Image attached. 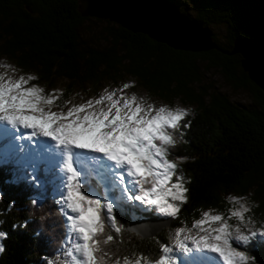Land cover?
Wrapping results in <instances>:
<instances>
[{
    "label": "trees",
    "instance_id": "1",
    "mask_svg": "<svg viewBox=\"0 0 264 264\" xmlns=\"http://www.w3.org/2000/svg\"><path fill=\"white\" fill-rule=\"evenodd\" d=\"M166 1L185 13L177 0ZM185 14L209 31L211 25L225 26L224 43L211 33L213 49L174 48L116 21L83 16L79 0H0V53L23 74L37 77L38 84L53 87L65 79L58 106L64 108L66 104L59 102L65 103L76 88L95 91L105 82L120 84L124 78L135 79L150 97L194 106L193 114L181 121L180 137L170 153L171 160H184L180 164L187 203L178 219L169 220L152 211L144 213L145 218L139 214L137 221L115 209L124 230L113 232L117 239L107 247L115 250L118 245L121 254L135 251L156 259L161 245L182 226L180 221L190 227L203 211L224 209L222 194L229 192L243 196L254 187L248 213L253 221H264V91L242 69V55L229 54L237 39L260 37L264 43V0H195L194 15ZM91 19L105 23L101 47L83 39V25ZM201 63L219 70L234 87L253 90L254 104L241 107L203 82ZM0 153V231L6 233L0 237V264H43L60 253L67 236L64 214L49 187L40 194L26 169L1 147ZM56 175L54 170L47 176L40 172L37 178L48 185L56 183ZM144 221L161 225L142 231L143 237L127 230ZM252 248L250 264H264V247Z\"/></svg>",
    "mask_w": 264,
    "mask_h": 264
},
{
    "label": "snow or ice",
    "instance_id": "2",
    "mask_svg": "<svg viewBox=\"0 0 264 264\" xmlns=\"http://www.w3.org/2000/svg\"><path fill=\"white\" fill-rule=\"evenodd\" d=\"M36 79L21 76L13 80L7 73H0V130L6 125L23 127L32 130L31 136L55 141V145L40 143L59 149L52 151L50 157L57 169L54 189L70 233L71 248L66 254L72 264H180L168 255L173 248L166 244L161 245L156 259L135 251L121 254L118 245L115 250L107 246L117 239L113 232L118 235L124 230L114 214L119 201H139L164 216L179 218L181 206L187 203L188 189L185 177L177 172L178 165L168 159L169 147L175 146L170 130L181 128L188 111L168 106L157 108L135 94L129 97L125 89L132 85L125 84L119 89V97L114 90L57 112L52 110L59 99L55 93L45 95L38 85L27 86ZM105 104L106 107L97 109ZM187 126L185 122L183 127ZM92 175L99 184L110 185L103 197L89 181ZM116 190L120 195L115 202L109 200L108 192ZM229 199L238 207L230 208L227 217L208 210L194 219L190 227L180 221L175 247L182 253L215 254L193 257L201 264H249L252 258L233 244L247 245L253 237H264V229L242 231L240 226L234 227L229 222L233 218L241 224L252 220L246 219L250 209L242 202L244 197ZM5 234L0 231V237Z\"/></svg>",
    "mask_w": 264,
    "mask_h": 264
},
{
    "label": "rangeland",
    "instance_id": "3",
    "mask_svg": "<svg viewBox=\"0 0 264 264\" xmlns=\"http://www.w3.org/2000/svg\"><path fill=\"white\" fill-rule=\"evenodd\" d=\"M177 1H178V5L181 7V9L185 13L187 12L190 16L194 15L195 0H177ZM104 25H105V23H102V22L95 20V19L88 20L83 25V30H82V36H83L84 41L90 45H93V46H97V47L103 46L105 44V39L103 38V33H102V29H103V27H105ZM209 29L219 43H224L225 35H226L225 26H223V25H211V26H209ZM255 46H256V50L261 48V44L259 42H255ZM260 58L261 57H259L257 64L259 66H264L262 59H260ZM5 66H10V68L5 67ZM201 67H202V72H203V75H202L203 82L213 84L216 89H218L220 92L224 93L232 102L236 103L237 105H239L241 107H251L254 104L253 103L254 93L252 92L253 90H251L248 87H239V88L234 87L233 85L230 84V82H228V80H226L222 76V74L220 73L219 70H217V69H206L205 64H202V63H201ZM13 70H15L14 75H13ZM0 73H7V76L11 77L13 80L19 79L21 76H23L25 79H27L29 76H34L31 74H26V75L23 74L21 72V70L17 67V65L12 60H10L8 57L2 55L1 53H0ZM66 84H67V81L65 79H58L56 81L55 86L49 87L46 85L38 84L34 80H32V81H30V83L27 86L30 87L32 85H38L39 87L44 89L45 95H48L50 93H55L56 96L60 97L62 87H64ZM104 84L105 85H103L99 90H95V91L89 89V86H85L82 88H76L74 93L71 96H69V98L67 99V101L65 103L59 102L61 105L66 104L64 108L58 106L57 105L58 102H56L57 101L56 100L54 105L52 106V110L57 111V112H59L61 110L67 111L69 108H71L73 106L84 104L86 101H88L90 99L91 100L98 99L100 96L106 95L107 93H110L114 90H116V95H117V97H119L120 96L119 89H121L123 87V85L129 84L132 86L125 89V93L129 97L132 96L133 94H135L138 97L143 98V101H145L146 103L154 104L157 108H159L161 106H168L170 108H182V109H185L188 111V115L193 114L192 113V109H193L192 107H194V106L187 105L186 103H184L180 99H174L171 102H168L165 99L148 96V94L142 88H139L136 86L135 79L124 78L122 80V82H120V84H114V83L111 84L110 82H105ZM87 87H88V89H87ZM106 106H107V104L99 105V106H97V109H99L100 107H106ZM0 124H2V122H0ZM31 131H32L31 129H24L23 127L13 128L11 125H6L2 130H0V139L5 138L7 140V143H5L3 145L1 144V145L5 149V155L7 157H9L8 156L9 152L12 151V152H15L19 155L22 163H31L32 162V163L37 165V168H34L35 171H33V168H29V169H31V174H30L31 180L36 183V188L38 189L40 194L46 193V191L49 187V191L51 193L52 198L57 202L59 200V195L55 192V189H54L55 185L49 186L46 183L42 184L40 180H37V179L34 180L33 177H35V173L38 171L40 163H46L49 166H54L55 161L53 159H51L50 153L52 151H59V149L58 148L53 149L51 147H46V146L42 145L40 143L41 141H47L49 145H55V141H51L50 138H46V137L39 136V135L31 136ZM172 132H173V138L175 140V145H176V143L178 142L177 138L180 137L179 136L180 131L176 130V132H175L173 130ZM13 137H15V139ZM174 147H169V153H171V149ZM3 148L1 147L2 151H4ZM77 151H81V150H77ZM0 155H1V157H4L1 153H0ZM88 155L102 156V154H95V153H89ZM9 158L12 160L11 157H9ZM168 159L171 160L170 154L168 155ZM171 161H174L178 165L177 172L181 173L183 175L182 167H181L180 163H182L184 160L180 159V160H171ZM16 163H18L20 166H22V164L20 162H16ZM106 163L110 164L112 162L106 161ZM31 165L32 164H29L28 166L31 167ZM116 171L119 172V169H116ZM89 177H91L94 180H97L94 175L89 176ZM173 181H175V177H173ZM99 186L101 187V189H98L97 186H95V187L97 188V191L100 194V196L103 197L105 189L109 188L110 185L99 184ZM253 190H254V187L248 189L246 191L245 195H243V196H239L238 194H235L233 192H229L227 194H222V198L226 201V206L224 209H222L220 211L219 210H212V214L213 215L224 214L227 217V215L229 214L230 208L238 207L237 205H234L233 202L229 199L230 197H233V196L244 197V200L242 202L244 204H246L248 206V208H250L251 202H250L249 198L253 196V193H252ZM119 195H120V193L118 190L108 192L109 200H112L114 202H115V197H117ZM127 203H129V205H127ZM58 204H59V207L61 209L62 205L60 203H58ZM122 208H125V210H122ZM115 209H120V212H122V214H126L129 216L133 215L137 221H139L138 220L139 214H141L143 216L144 213L148 214L149 212H152V211L156 215H158L159 217H161L165 220L171 219V217L164 216V215L160 214L157 210L151 208L150 206L142 205L139 201H119L116 204V207L114 208V210ZM65 211H67V209H65ZM135 214H138V215H135ZM143 217L145 218V216H143ZM248 217H250L249 213H246V219ZM65 221H66V217H65ZM117 221L120 222L119 220H117ZM229 222L231 224H233L234 227L240 226L242 231H245L246 229H251L252 231H259L261 229H264V221L257 222L256 220L255 221L252 220L251 223L241 224L238 220L233 218ZM66 224H67V221H66ZM143 224L145 225L146 223H143ZM143 224H141L140 226H135V227L138 228L139 231H146L147 233H149V230L152 229L153 227L157 228L161 225V223H159V224L153 223L152 227L145 229L143 227ZM146 232H142V234H145ZM175 232L176 231H174L170 234L171 239H169V242H168V244L166 243V245L173 248V251L171 253H169L168 255L175 257L180 262V264H199L198 262H200V261L199 260H193V257H197L199 255L200 256H204V255L214 256L215 255L212 253L205 254V253H196V252H190V253L180 252L175 247ZM150 233H152V231H150ZM193 234H195V231ZM69 235H70V233H69V230L67 228V236H66L65 241L61 247L60 253L54 258L46 259L43 262V264H72L71 257L66 254L68 252V250L71 248V244L69 242ZM233 246L238 247V250L244 251L246 253V255H248L250 257V252L253 249L252 247H254V248L256 246L260 247V248L264 247V237L258 235L256 237H253L247 245H239L238 246L234 242ZM189 247L190 248L192 247L190 242H189ZM250 248H252V249H250ZM250 263H251V260L249 261V264Z\"/></svg>",
    "mask_w": 264,
    "mask_h": 264
},
{
    "label": "water",
    "instance_id": "4",
    "mask_svg": "<svg viewBox=\"0 0 264 264\" xmlns=\"http://www.w3.org/2000/svg\"><path fill=\"white\" fill-rule=\"evenodd\" d=\"M79 11L83 16L106 18L132 30L144 31L174 48L207 51L216 47L207 28L166 0H134L131 4H127V0H79ZM255 42L261 44V38L237 39L229 54L242 55V69L264 91V66L257 64L259 57L264 64V43L261 44L263 50H256ZM127 230L133 231L131 227Z\"/></svg>",
    "mask_w": 264,
    "mask_h": 264
},
{
    "label": "bare ground",
    "instance_id": "5",
    "mask_svg": "<svg viewBox=\"0 0 264 264\" xmlns=\"http://www.w3.org/2000/svg\"><path fill=\"white\" fill-rule=\"evenodd\" d=\"M133 1L134 0H127V4H131V3H133ZM138 1V0H137ZM143 1H145V0H143ZM260 43V42H259ZM262 44V43H261ZM263 47V45L261 46V48ZM263 58H264V56H262ZM96 156V155H95ZM111 164V163H110ZM146 224L144 225L143 223H140V224H137V225H135V226H140L141 224H143V227L145 228V229H148V228H150V227H152L153 226V223H155V224H159V223H157V222H153V221H149V222H145ZM134 225H132V227H133ZM133 227V231H135V232H137V233H139V234H142V231H139L138 230V228H136V227Z\"/></svg>",
    "mask_w": 264,
    "mask_h": 264
},
{
    "label": "clouds",
    "instance_id": "6",
    "mask_svg": "<svg viewBox=\"0 0 264 264\" xmlns=\"http://www.w3.org/2000/svg\"><path fill=\"white\" fill-rule=\"evenodd\" d=\"M3 237H6V234L3 236ZM3 245L2 244H0V253H2L3 252Z\"/></svg>",
    "mask_w": 264,
    "mask_h": 264
}]
</instances>
